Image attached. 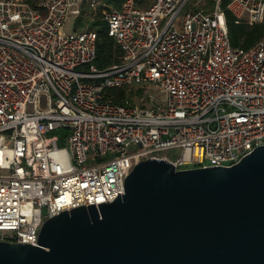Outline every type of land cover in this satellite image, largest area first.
Wrapping results in <instances>:
<instances>
[{
	"label": "built area",
	"instance_id": "2783aa9c",
	"mask_svg": "<svg viewBox=\"0 0 264 264\" xmlns=\"http://www.w3.org/2000/svg\"><path fill=\"white\" fill-rule=\"evenodd\" d=\"M226 1L236 18L264 23V0H125L104 11L122 58L101 70L96 31H65L98 0H0V241L36 246L48 219L123 195L139 162L231 167L264 145V33L232 47ZM135 87L165 94L166 110L149 92L140 103L153 106H137ZM63 129L64 145L49 141ZM171 149L174 161L161 155Z\"/></svg>",
	"mask_w": 264,
	"mask_h": 264
},
{
	"label": "water",
	"instance_id": "95a60500",
	"mask_svg": "<svg viewBox=\"0 0 264 264\" xmlns=\"http://www.w3.org/2000/svg\"><path fill=\"white\" fill-rule=\"evenodd\" d=\"M0 264H264V145L231 167L139 162L123 195L48 219L36 246L0 241Z\"/></svg>",
	"mask_w": 264,
	"mask_h": 264
},
{
	"label": "trees",
	"instance_id": "16d2710c",
	"mask_svg": "<svg viewBox=\"0 0 264 264\" xmlns=\"http://www.w3.org/2000/svg\"><path fill=\"white\" fill-rule=\"evenodd\" d=\"M30 3H36L39 0H26ZM125 0H98L97 18L91 22L94 24L97 33V56L95 65L97 68L103 70L114 65H118L121 62L122 53L116 41L108 35L106 23L102 20L103 12L118 10L122 7ZM152 0H136L139 7L145 8L150 5ZM230 1H226L223 4V12L225 13L226 24L230 37V42L234 48L250 49L252 48L263 36L264 23L250 24L246 20L236 18L228 10V4ZM85 10V9H84ZM88 10V9H87ZM101 19V20H100ZM90 24V23H89ZM83 26V24H82ZM101 27V28H100ZM93 29V28H92ZM108 95L114 102H121L125 97V91L110 90Z\"/></svg>",
	"mask_w": 264,
	"mask_h": 264
},
{
	"label": "rangeland",
	"instance_id": "374dc122",
	"mask_svg": "<svg viewBox=\"0 0 264 264\" xmlns=\"http://www.w3.org/2000/svg\"><path fill=\"white\" fill-rule=\"evenodd\" d=\"M97 9L96 10H87L85 9L83 13V16L75 19V18H68L67 20V24H66V27H65V31L66 32H73V31H81L83 30L84 28H88V29H92L96 31V28L98 29L99 27H94V24L91 23L93 21V19L95 20L97 18ZM106 11V10H105ZM101 20V19H100ZM103 20V19H102ZM90 23V24H89ZM83 24V26H82ZM101 28V27H100ZM137 88V90L134 92V89H132V92H130L128 95H130L129 99H131V101H133L137 106H147V107H152L153 105L151 104H148V103H145V104H142L140 103L141 102V99H143L142 96L145 95V93H150L155 99H156V105L158 104H161L162 105V109L163 110H166V95L157 91L156 89H147V90H143V89H138L139 87H135ZM155 107V106H154ZM153 107V108H154ZM68 131L67 130H60V131H57L56 133L50 135L49 137V141H52V139H57L58 140V145L62 146L64 145V138L66 136V133ZM60 135H63L62 138H59ZM180 154H181V151L179 149H171V150H168L166 152H163L161 153V155H165L167 156L170 160H176L180 157Z\"/></svg>",
	"mask_w": 264,
	"mask_h": 264
}]
</instances>
